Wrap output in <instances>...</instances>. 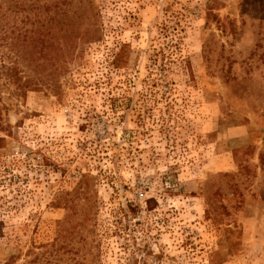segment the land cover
<instances>
[{"label":"rangeland","instance_id":"374dc122","mask_svg":"<svg viewBox=\"0 0 264 264\" xmlns=\"http://www.w3.org/2000/svg\"><path fill=\"white\" fill-rule=\"evenodd\" d=\"M35 2L0 54L54 87L0 78V264H264V0Z\"/></svg>","mask_w":264,"mask_h":264},{"label":"trees","instance_id":"16d2710c","mask_svg":"<svg viewBox=\"0 0 264 264\" xmlns=\"http://www.w3.org/2000/svg\"><path fill=\"white\" fill-rule=\"evenodd\" d=\"M35 0L31 1V3L27 4L25 0H0V46L4 45V41L7 40V38L10 37L9 45L12 47L17 48L19 44L21 43L20 40L24 41L23 34L20 27L14 26L9 31L6 27V18L12 16L14 19L18 18V15H22V11L25 10L27 7L34 8ZM24 19L31 20V23L35 22V19L30 18V15L26 14L23 16ZM22 17V18H23ZM19 21H22L21 19ZM38 39H35L34 36H30L29 42H31L30 46L32 48L36 47L37 44L36 41ZM40 45L43 48H46V51L44 52L47 56V60H49L50 63L53 64V62L59 63L61 60V51H58V56H53L48 51L52 49V44H48L47 46L44 45L43 40L41 41ZM53 48H57L56 46H53ZM60 48H58L59 50ZM20 48L16 49V51H19ZM31 49L26 52V54H30ZM24 55V53H22ZM20 57V53L18 54ZM8 58V55L5 54L3 51L0 54V78L4 79V84L9 86L13 85L14 87V93L19 96L23 97L25 96L27 91L30 90H39L40 88H45L48 90H52L54 87L53 79L50 77V73H46L45 75H33V74H25L22 75L20 66V61L18 58H15L12 61L6 60ZM24 58V57H23ZM25 59V58H24ZM35 59L28 58V62H33ZM11 104H4L0 102V126L3 123H6L5 116H7V112L10 108Z\"/></svg>","mask_w":264,"mask_h":264}]
</instances>
